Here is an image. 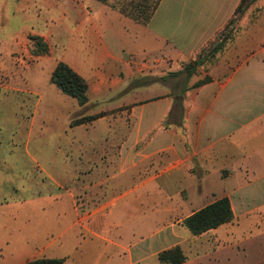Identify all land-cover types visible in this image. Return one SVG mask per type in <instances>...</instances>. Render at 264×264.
Instances as JSON below:
<instances>
[{
  "label": "crops",
  "instance_id": "0c3cea01",
  "mask_svg": "<svg viewBox=\"0 0 264 264\" xmlns=\"http://www.w3.org/2000/svg\"><path fill=\"white\" fill-rule=\"evenodd\" d=\"M118 1L0 0V11L9 5L13 13L24 15L32 7L56 11L61 38L67 31L74 42L70 54L63 50L53 62L52 30L42 33L24 25L11 39L13 50L3 52L51 62L53 70L64 63L86 82L87 103L79 107L73 99L76 113L65 139L57 134L65 147L81 156L86 153L73 165V181L86 185L75 192L104 182L112 166L130 167L136 186L124 194L132 197L119 214L148 209L156 216L165 214L166 226L154 233L168 234L149 252L126 247L119 234L111 235L120 227L113 229L110 218L94 221L115 202L91 207L89 197L72 193L73 225L87 238L72 252L73 258L60 248L15 249L3 241V264L35 258H64L63 264H160L158 254L174 247L184 254L182 264H234L233 233L250 216L244 202L264 194V15L234 33L221 53L207 57L204 50L217 42L241 0H156L146 24L124 14ZM94 2L101 5L98 11ZM244 14L234 25L238 20L250 23ZM35 37L46 45V54H31ZM196 60L200 65L191 72L188 66ZM55 90L49 92L52 101L63 100L65 95ZM77 119L84 121L71 126ZM208 187L210 198L204 201ZM82 196L85 200L79 202ZM222 198L229 200L232 222L197 237L182 226L187 217ZM138 229H143L142 222ZM191 247L193 259L187 254Z\"/></svg>",
  "mask_w": 264,
  "mask_h": 264
},
{
  "label": "rangeland",
  "instance_id": "374dc122",
  "mask_svg": "<svg viewBox=\"0 0 264 264\" xmlns=\"http://www.w3.org/2000/svg\"><path fill=\"white\" fill-rule=\"evenodd\" d=\"M155 2L121 0L117 3L120 10L129 13L135 5L147 10ZM10 7L0 11V245L4 241L15 249L22 246H48L50 251H54L60 248L64 250L65 256L73 258L71 254L78 244L87 240L80 228L73 225L76 217L71 208L70 194L74 193L89 197L91 207L93 204L98 207L115 202L94 218L95 224L110 218L113 229L120 227L111 235L119 234L121 243L126 247L141 246L144 252H149L152 244L168 234L167 231L154 233L166 226L165 214L153 215L151 209L119 214V207L132 197H125L124 194L130 195L136 186L131 178L133 170L127 166H112L109 178L104 182L91 184L89 189L75 192L77 187L86 185L73 181V165L86 153L82 152L81 156L74 149L65 147V143L57 136L60 132L64 139L66 137L64 132L68 131L69 122L76 113L72 108L74 100L63 96L61 101H52L49 92L56 91V88L49 83L53 71L51 62L46 63L37 58L29 60L21 55L10 56L3 52L13 50L10 47L11 39L25 25L42 33L52 30L49 44L55 51L53 62L60 60L63 50L70 54L74 42L68 37L67 31L61 38L62 33L55 26L57 12L32 7L24 15L13 13ZM99 8L101 5L94 2V11ZM244 15L250 17V23L238 20L233 25L234 33L252 26L258 17L264 15V0L252 4ZM46 23H50V26L47 27ZM71 26L70 22H66V28L71 29ZM102 27L104 38L109 40L107 28ZM114 27L120 29L118 24ZM57 33L60 39L56 37ZM30 52L36 56L35 47H30ZM182 81L181 76L179 82ZM96 153L100 155L98 151ZM210 193L208 187L204 201L210 198ZM78 200L81 202L85 198L78 197ZM166 203L163 201L164 205ZM244 204L250 210V216L233 233L234 264H264V194L246 200ZM157 218L160 224L155 227ZM140 222L143 225L141 231L138 229ZM98 251L100 246L96 244V256ZM194 252L193 247L187 249L192 259ZM6 258V248L0 246V264ZM121 262L117 264H123ZM146 264L157 262L152 260Z\"/></svg>",
  "mask_w": 264,
  "mask_h": 264
},
{
  "label": "trees",
  "instance_id": "16d2710c",
  "mask_svg": "<svg viewBox=\"0 0 264 264\" xmlns=\"http://www.w3.org/2000/svg\"><path fill=\"white\" fill-rule=\"evenodd\" d=\"M100 3H107L109 0H96ZM258 0H241L238 7L234 12V16L231 21L226 25L224 30L218 36L217 42L209 46L204 53L208 56H215L221 53L227 46V43L232 39L234 30L233 25L236 18L242 16L246 10ZM155 4L149 9H142L135 5L132 7V12L124 14L131 17L134 21L140 24H146L150 19ZM36 56L44 55L47 53L46 45L40 38H33ZM199 59V57H198ZM198 60L194 61V64L188 66L191 72L195 67L199 66ZM50 84L55 86L61 94L74 99L79 107L84 106L87 103V85L86 82L72 71L66 64L59 62L53 70L50 79ZM203 83H198L197 86H201ZM91 118L89 120H93ZM84 119H77L71 123V126L82 123ZM233 220V213L230 207L229 200L227 198L219 199L212 204L204 207L203 209L195 212L191 216L187 217L182 222V226L194 237L200 236L210 230H214L222 225L228 224ZM158 261L160 264H182L185 261L183 252L179 247H174L169 250H165L158 254ZM64 258H35L24 264H63Z\"/></svg>",
  "mask_w": 264,
  "mask_h": 264
}]
</instances>
